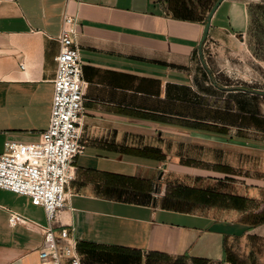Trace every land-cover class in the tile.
<instances>
[{
    "label": "crops",
    "instance_id": "crops-1",
    "mask_svg": "<svg viewBox=\"0 0 264 264\" xmlns=\"http://www.w3.org/2000/svg\"><path fill=\"white\" fill-rule=\"evenodd\" d=\"M192 1L0 0V153L47 128L61 15L79 18L81 150L54 229L81 264H216L264 237V0H221L205 65L215 1ZM39 225L0 188V264H40Z\"/></svg>",
    "mask_w": 264,
    "mask_h": 264
},
{
    "label": "built area",
    "instance_id": "built-area-1",
    "mask_svg": "<svg viewBox=\"0 0 264 264\" xmlns=\"http://www.w3.org/2000/svg\"><path fill=\"white\" fill-rule=\"evenodd\" d=\"M78 25L76 14L62 13L47 128L34 142L5 141L0 153V188L28 196L33 205H40L45 211L47 225H39L43 234L37 251L40 264H81L74 227L60 226L57 232L54 229L59 212L66 205L69 182L74 177L73 159L81 150L86 82ZM8 222L10 225L25 223L26 218L11 211Z\"/></svg>",
    "mask_w": 264,
    "mask_h": 264
},
{
    "label": "rangeland",
    "instance_id": "rangeland-1",
    "mask_svg": "<svg viewBox=\"0 0 264 264\" xmlns=\"http://www.w3.org/2000/svg\"><path fill=\"white\" fill-rule=\"evenodd\" d=\"M207 1L210 2L209 0H198L197 2L202 7L201 3L207 6ZM165 264L187 263L172 261ZM216 264H264V237L251 235L237 239L227 248V255L223 261Z\"/></svg>",
    "mask_w": 264,
    "mask_h": 264
},
{
    "label": "water",
    "instance_id": "water-1",
    "mask_svg": "<svg viewBox=\"0 0 264 264\" xmlns=\"http://www.w3.org/2000/svg\"><path fill=\"white\" fill-rule=\"evenodd\" d=\"M220 2H221V0H215V2L213 3V5L211 6L210 10L208 11V13L206 15L205 22H204L202 37H201L200 42H199V45H198L199 57H200L203 65H205V62L203 60L202 44H203V42H204V40L206 38L208 29H209L211 15H212L213 11L215 10V8L218 6V4Z\"/></svg>",
    "mask_w": 264,
    "mask_h": 264
},
{
    "label": "trees",
    "instance_id": "trees-1",
    "mask_svg": "<svg viewBox=\"0 0 264 264\" xmlns=\"http://www.w3.org/2000/svg\"><path fill=\"white\" fill-rule=\"evenodd\" d=\"M215 1V0H214ZM187 3L190 4V5H193V1L192 0H187ZM210 3V2H209ZM191 7V6H190ZM206 7V6H205ZM191 8H189V11H190Z\"/></svg>",
    "mask_w": 264,
    "mask_h": 264
}]
</instances>
